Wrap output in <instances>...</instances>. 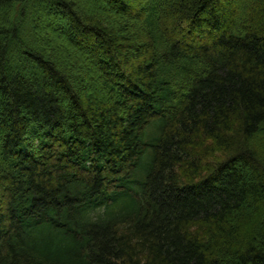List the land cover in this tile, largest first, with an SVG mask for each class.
Listing matches in <instances>:
<instances>
[{
  "label": "trees",
  "instance_id": "trees-1",
  "mask_svg": "<svg viewBox=\"0 0 264 264\" xmlns=\"http://www.w3.org/2000/svg\"><path fill=\"white\" fill-rule=\"evenodd\" d=\"M0 264H264V0H0Z\"/></svg>",
  "mask_w": 264,
  "mask_h": 264
}]
</instances>
